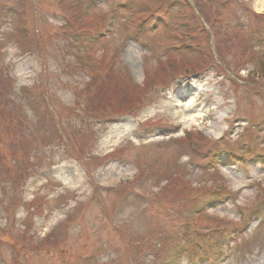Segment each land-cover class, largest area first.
Masks as SVG:
<instances>
[{"label":"rangeland","instance_id":"374dc122","mask_svg":"<svg viewBox=\"0 0 264 264\" xmlns=\"http://www.w3.org/2000/svg\"><path fill=\"white\" fill-rule=\"evenodd\" d=\"M0 119V264H264V0H0Z\"/></svg>","mask_w":264,"mask_h":264},{"label":"trees","instance_id":"16d2710c","mask_svg":"<svg viewBox=\"0 0 264 264\" xmlns=\"http://www.w3.org/2000/svg\"><path fill=\"white\" fill-rule=\"evenodd\" d=\"M5 123H6V121H4L3 119H0V124H2L4 126Z\"/></svg>","mask_w":264,"mask_h":264}]
</instances>
